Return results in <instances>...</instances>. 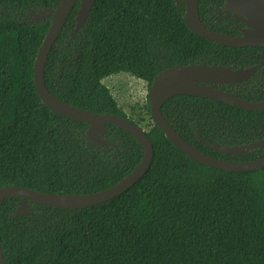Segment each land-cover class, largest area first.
<instances>
[{"label":"trees","instance_id":"obj_1","mask_svg":"<svg viewBox=\"0 0 264 264\" xmlns=\"http://www.w3.org/2000/svg\"><path fill=\"white\" fill-rule=\"evenodd\" d=\"M61 0H0V188L45 194L91 195L126 178L144 147L107 125L103 143L91 125L50 110L38 94L34 65ZM78 1L44 69L59 100L97 115L122 111L103 81L129 74L149 90L159 74L180 66L255 68L247 81L208 84L248 102H264V48L223 47L186 24V0H95L76 30ZM204 26L240 37L247 19L225 0H199ZM147 110L151 113L150 101ZM166 121L199 152L226 161L264 158V146L245 156L206 145L243 147L264 139V111H246L188 95L162 107ZM140 127V126H139ZM154 158L143 179L121 196L91 208L46 207L14 196L0 209L5 264L201 263L264 264V168L226 172L183 154L152 124ZM27 204L29 214L23 216Z\"/></svg>","mask_w":264,"mask_h":264},{"label":"water","instance_id":"obj_2","mask_svg":"<svg viewBox=\"0 0 264 264\" xmlns=\"http://www.w3.org/2000/svg\"><path fill=\"white\" fill-rule=\"evenodd\" d=\"M80 1L81 7L76 17V30H80L87 21L95 0H61L57 8L44 18L52 15L48 32L39 48L34 65L35 84L44 104L54 113L81 123L91 125L90 137L103 143L102 135L107 125L117 126L133 135L144 147V156L140 164L114 187L91 195L45 194L24 187L0 188V209L3 202L14 196L22 197L46 207L56 209L78 210L91 208L109 202L138 183L149 170L154 158V149L146 131L127 119L116 115H97L71 106L49 92L44 81L46 60L58 39L66 21L74 7ZM179 1V0H177ZM227 9L247 19L248 28L244 35L234 37L207 29L199 15V0H186V24L191 31L201 38L223 47L232 48H264V0H225ZM255 68L236 70L219 66H180L167 69L157 76L148 94L153 122L170 140V142L191 160L226 172H250L264 168V158L254 161H226L207 156L191 147L180 134L166 121L162 114L163 105L171 98L179 95L214 100L232 105L246 111H264V102H248L234 95L216 89L208 84L229 85L247 81L254 75ZM206 145L216 151L230 156H245L247 150L264 146V139L243 147H226L217 143ZM23 216L29 214L27 204L22 206ZM0 264H5L2 254L0 235Z\"/></svg>","mask_w":264,"mask_h":264},{"label":"rangeland","instance_id":"obj_3","mask_svg":"<svg viewBox=\"0 0 264 264\" xmlns=\"http://www.w3.org/2000/svg\"><path fill=\"white\" fill-rule=\"evenodd\" d=\"M103 84L110 90L112 96L118 103L119 108L138 123L139 126L148 132L152 126L153 119L147 110V99L149 87L145 81L136 79L129 74L111 76L103 81ZM86 264H112L105 262H87ZM132 264H154V263H132ZM158 264V263H155ZM176 264H223L215 262L201 263H176Z\"/></svg>","mask_w":264,"mask_h":264}]
</instances>
